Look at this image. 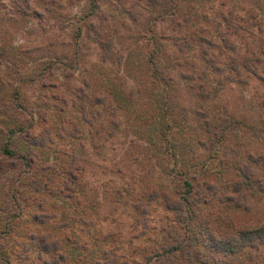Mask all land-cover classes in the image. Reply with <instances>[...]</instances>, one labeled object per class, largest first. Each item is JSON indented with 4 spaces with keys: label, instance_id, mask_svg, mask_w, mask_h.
<instances>
[{
    "label": "rangeland",
    "instance_id": "1",
    "mask_svg": "<svg viewBox=\"0 0 264 264\" xmlns=\"http://www.w3.org/2000/svg\"><path fill=\"white\" fill-rule=\"evenodd\" d=\"M101 32L114 40L111 60ZM208 123L227 129L215 139ZM263 123L264 0H0V133L16 125L12 148L36 159L29 173L0 155V252L36 264L39 244L24 235L48 230L71 237L52 264H86L82 242L101 231L113 234L118 264H142L171 225L172 238L191 230L152 201L145 232L134 197L154 187L188 196L180 185L194 173L204 200L194 220L264 224ZM73 160L84 168L76 222L64 219L76 205L47 190L43 169ZM238 175L251 181L241 192ZM200 254L202 264H264V244Z\"/></svg>",
    "mask_w": 264,
    "mask_h": 264
},
{
    "label": "trees",
    "instance_id": "2",
    "mask_svg": "<svg viewBox=\"0 0 264 264\" xmlns=\"http://www.w3.org/2000/svg\"><path fill=\"white\" fill-rule=\"evenodd\" d=\"M88 1L94 5L96 3V0ZM90 30H94L93 27H91ZM101 33L102 34H97V38L95 36V39L100 46L102 58L104 60H111L114 58V40L109 36H105L103 32ZM202 41L204 44H210L207 40L203 39ZM234 69L237 70V67ZM22 127L25 128L24 132H27V130L30 128V125L24 124ZM262 128V132L264 133V127ZM16 129V125H13L9 129L7 128L6 132L1 130L0 134L2 135V139L0 142V155L6 159H21L25 166V171L30 173V171L34 169L36 160L35 154L32 149L30 150L29 148L26 149L25 155L17 153L12 148L11 136L14 135L13 132ZM226 129V124L213 125L208 123L206 127L207 133H209L210 136L215 139H218L219 133H224ZM45 167L46 168L43 169L49 170V176H47L48 184H46V187H48L47 190L51 194L55 195L64 193L67 198L74 202L73 205H76L73 213H64V219L68 221L72 216H74V214L77 213V209L79 208V199L81 198L80 196L82 194V190L81 194L78 196L80 191H78L77 187L80 184L79 181L82 177L84 168H82V166H78L75 160L71 161L70 164L62 166L59 171L55 165H46ZM181 174L183 176L182 180H184V175L187 174L186 171L183 173L181 172ZM198 176L199 174L197 173L191 175L189 174L187 177H189L188 179L190 180L187 182L182 181L180 188L187 189L186 193H188V196H186L184 192L172 193L169 190L162 189L160 187H154L151 190H146L148 193L146 194L147 196L145 195V198L144 194L134 197L135 207L140 210V213L142 212V214L146 216L143 224L145 232L147 228L149 229L150 220H148V212H150V210H148V206L152 203V201H160L163 203L167 211H170L172 214H174V224L186 223L185 229L191 230L189 232L191 236L188 238L185 233L181 236L175 235V237L172 238L171 235L175 234L177 227L175 225H171L170 229L166 233V237L162 240V242H160V245L157 248L153 247L151 249H144L145 255L141 256L143 261L142 264H196L197 262L202 264L199 258L201 255L200 245L208 246L209 244L213 250L224 251L226 254H237L245 247H256L264 244V224H254L250 222L245 223L243 220L237 221L233 215L229 216L228 214L212 220H210L211 218L202 219L198 217V219L194 220V216L191 215L193 213V209L198 207L200 203L204 202L202 197H198L200 193L197 191V189L203 186V184L198 183ZM234 180V191L235 186H239L238 190L241 192L244 185L249 186L251 184L249 176L238 175V180ZM6 197L11 200L14 199L9 193L6 194ZM243 200L245 203H247L246 195L243 196ZM15 202L16 200L14 203ZM232 205L236 208H244L237 204ZM207 216L212 217L210 214H207ZM12 218H14V216L12 217L11 215H5V220L7 221H5L6 230L7 228H12L11 225L8 226L9 222L11 223L15 221L14 219L12 221ZM72 218H74L73 222H76L75 219L78 217L74 216ZM13 225L15 228V224ZM98 233L99 236H91L89 232L87 234L92 238L93 244H91L90 241L82 242V248L88 252L85 260L89 262H86V264H90V261H92L94 264H118L119 256L114 255V252L118 248L114 247L112 244H108L109 237L113 234H104L101 231ZM24 238L29 242L36 240L39 244V253L36 255L38 263L36 264H41L39 263L41 261H44V264L56 263L52 262V260H54V258L58 255H64V258L66 259L67 254L61 250V244L65 240L68 243L71 239V237L67 235H65L64 238L59 237L54 232L48 230L42 233L40 231H31L30 233L25 234ZM137 249L138 248H136L132 253H135V251L136 253H140L139 249ZM58 251H60L61 254ZM0 260L2 264H9L10 262L9 258L2 252H0Z\"/></svg>",
    "mask_w": 264,
    "mask_h": 264
}]
</instances>
